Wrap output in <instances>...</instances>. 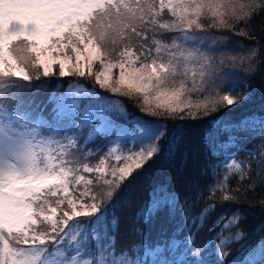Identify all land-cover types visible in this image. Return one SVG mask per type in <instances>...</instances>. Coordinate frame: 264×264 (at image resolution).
Masks as SVG:
<instances>
[{"label":"snow or ice","instance_id":"6c2138e0","mask_svg":"<svg viewBox=\"0 0 264 264\" xmlns=\"http://www.w3.org/2000/svg\"><path fill=\"white\" fill-rule=\"evenodd\" d=\"M165 11L170 19L163 18ZM252 14L238 15L234 0H0V264H143L146 255L156 264H223L229 255L224 249L247 236L238 228L243 217L236 209L216 218L213 227L220 231L213 239L196 245L215 203L196 216L190 208L181 211L186 234L181 229V235L152 244L141 229L133 228L140 243L127 250L117 248L120 220L112 211L113 200L160 152L158 141L167 135V125L160 119L137 118L136 130L122 134L125 143L130 140L139 151L124 154L123 147H112L96 164H89L85 161L96 154L68 133L91 128L99 120L86 145L95 133L107 131L110 111L123 112L119 102L77 89L76 95L92 98L81 108L71 96L59 97L49 120L42 111L10 104L7 97L33 80L58 75L94 78L101 89L135 98L141 111L162 120H196L202 118L201 112L207 116L232 108L250 92L239 89L235 74L217 82L219 78L209 74L207 58L184 45L198 39L195 32L205 31L204 20L210 27L225 28L231 26L230 20ZM163 33L179 35L165 43L157 38ZM96 63L100 70L94 72ZM114 69L119 70L115 77ZM49 100H57L54 93ZM77 115L80 125L73 122ZM214 126L228 136L221 141L218 133L209 131L206 147L211 155L256 133L264 138V116L253 114ZM113 158L115 163L109 166ZM223 167V176L214 178L213 170L204 188L189 186L197 200L207 192L212 200L219 193L225 203L238 202L229 187L232 178L248 181L246 191L264 183V154L255 173L251 165L226 152ZM204 174L209 175L207 168ZM181 199L165 185L152 189L134 214L136 223L146 224L164 209L174 216ZM183 199L187 202L189 197ZM202 251L207 254L202 256ZM228 264H264V236L242 246Z\"/></svg>","mask_w":264,"mask_h":264},{"label":"trees","instance_id":"16d2710c","mask_svg":"<svg viewBox=\"0 0 264 264\" xmlns=\"http://www.w3.org/2000/svg\"><path fill=\"white\" fill-rule=\"evenodd\" d=\"M248 1L247 11L253 13L251 18L245 17L240 21L230 20L231 26L225 28L210 27L208 21H202L206 31L222 39L219 48L223 50V60L220 63L222 70L230 72L233 69L231 65L235 67L240 62L238 73H235V76L239 82V89L250 92V96L241 99L240 103L232 108H221L207 116L201 112L202 118L196 120H162L148 116L141 111L135 98L129 99L101 89L95 84L94 78L78 76L60 78L58 75L49 78L42 77L40 81L33 80L31 85L13 89L11 95L7 97L10 104L21 106L22 110L42 111L43 115L51 120L52 109L56 107L57 100L50 101L49 97L53 93L56 97L57 94H64L72 84H81L95 90L103 97L117 98L130 117L144 120L160 119L161 123L167 125V135L158 141L160 152L154 155L141 170L133 174L113 200L112 211L120 220L119 232L115 237L117 248L127 250V247L140 243L138 237L133 234V228L141 229L152 244L170 236L181 235V229H183V234H186L188 232L185 227L187 221L181 211L190 208L191 215L196 216L202 208L211 203L216 204V210L207 217L204 226L199 230L196 236L197 246L202 247L209 239L215 237L216 232L220 231L218 227H213L218 216L224 212L230 214L236 209L240 210L243 217L239 221L238 228L247 236L246 240L232 243L224 249L229 255L223 264H228L242 246L264 236V227H262L264 226V205L261 204L264 200V183L259 184L254 190L246 191L248 181L241 182L239 179L232 178L229 181V187L232 193L238 196V202L235 203L223 202L219 193H216L215 200H212L207 192L204 193L203 199L197 200V194L189 191V186L194 183L199 184L201 188L208 185L211 182L210 177L213 170L217 174L214 178L218 179L223 176L225 152L229 157L251 165L254 173L261 155L264 154V138H261L259 133L226 146L224 152H217L216 155H211L206 147V137L209 131L214 136L218 133L221 141L227 140L228 134L216 128L215 124L224 121L237 122L253 114L264 116V9L258 7V5H264V0ZM163 18L170 19L167 11ZM171 36H176V33L157 34V38L165 43L171 42ZM214 56L216 61L218 52H215ZM95 65L99 66L98 63ZM73 118L74 124L80 119L79 115ZM96 122L94 121L92 125ZM132 124L130 120L128 125L132 126ZM89 130L91 128H74L68 134L77 135L79 145L96 154L85 161L89 164H96L99 158L105 156L112 147L114 142L112 136L116 134V130L97 132L85 145L83 143L84 134ZM239 135L245 137L247 134L240 133ZM230 162L231 159L228 160V163ZM114 163V158L108 161L109 166ZM210 165L219 166L213 169ZM206 168L209 175L204 174ZM160 185H165L169 191H176L181 195L182 199L177 205L175 215L170 217L168 209H164L148 223L137 224L134 215L137 208L148 198L149 192ZM237 188L240 189L239 192L235 191ZM184 196L189 197L187 202L184 201ZM228 231L235 232L236 229ZM228 231H225L223 235H228ZM215 244H219V240H214ZM206 254V251L201 253L202 256ZM176 255L180 256L182 252H177ZM208 258L213 257L209 254ZM145 264H150L149 260L145 261Z\"/></svg>","mask_w":264,"mask_h":264},{"label":"rangeland","instance_id":"374dc122","mask_svg":"<svg viewBox=\"0 0 264 264\" xmlns=\"http://www.w3.org/2000/svg\"><path fill=\"white\" fill-rule=\"evenodd\" d=\"M234 3L236 6L238 15L241 14L242 11L248 12L247 11V8L249 5L248 0H234ZM240 5H244V8L241 9ZM178 35L179 34L176 33V36H178ZM190 35H191V33H190ZM195 35L198 37V39H196L194 41H189L184 46L186 49L193 50V51L198 49V54H202L203 57L207 58V61L209 64V68H208L209 74L214 75L215 77L219 78L217 82H219L220 79H227V78L231 77L233 74L238 73V67H239L240 62H238L235 67L232 64L231 67L233 69L230 72L223 71L222 68L220 67V63L223 60L222 59L223 50H219V48L221 47V43H222L221 42L222 39L220 37L213 35L212 33L208 32L206 30L203 32L197 31V32H195ZM215 52H218V57H217L216 61H215V56H214ZM82 63H83V61H82ZM93 70L94 71L100 70V66L94 65ZM118 71H119L118 69L113 70V76L114 77L118 75ZM77 89L85 90L88 93L92 94V96L103 97L93 89H89V88H87L81 84H72L71 87H69L64 94H62V95L57 94V102H58L59 97L71 96L73 99L76 100V102L80 105V107L83 108L84 105L87 103V100L92 98V97L91 96L84 97L83 95H79V96L76 95ZM104 98H106L110 102L111 101L119 102L118 99L113 97V96H110L108 98L104 97ZM193 99H195V97H193ZM119 107L123 109V112H121L119 109H115V110L110 111L108 114L109 120L107 122V131H110L112 129L116 130V134H114L112 136V138L114 139L112 147H123L124 154H128L129 149H131L133 151H139L140 150L139 146H134L130 140L128 143H125V139H127V137H123V135H122L125 131H127L128 133H131V132L136 130V120L138 117L128 116L126 109L124 108V106L121 103H119ZM130 120H132V122H133L132 126L128 125V122ZM99 124H100V121L97 120V122L92 125L90 132H92L93 129H96L99 126ZM78 125H80V123ZM90 132L84 134L83 143H84L85 139H87ZM152 261L154 263H156V260L153 257H152Z\"/></svg>","mask_w":264,"mask_h":264}]
</instances>
